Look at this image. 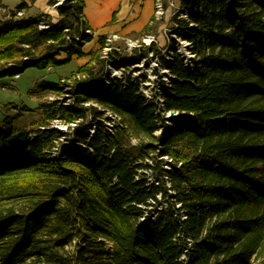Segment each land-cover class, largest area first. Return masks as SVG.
Segmentation results:
<instances>
[{"label":"trees","instance_id":"1","mask_svg":"<svg viewBox=\"0 0 264 264\" xmlns=\"http://www.w3.org/2000/svg\"><path fill=\"white\" fill-rule=\"evenodd\" d=\"M61 1L57 22L46 13L5 15L0 79L87 56L77 48L78 39L93 40L85 0L50 6ZM183 4L192 14L178 34L193 44L197 59L193 70L178 56L166 62L174 80L164 108L180 113L170 119L173 126L136 86L110 93L96 87L105 74L100 51L89 53L90 63L76 72H88L89 79L70 93L73 102L42 105L45 120L34 129L17 127L10 117L0 123V264H227L218 0ZM41 90L66 93L61 84ZM57 118L76 124L69 138L43 129ZM91 119L98 122L94 135L85 125ZM159 123L163 132L156 138ZM161 157L171 159V170H160L159 186L151 187L141 171L157 172ZM161 190L162 200L168 191L175 196L152 220L144 211L151 200L160 203Z\"/></svg>","mask_w":264,"mask_h":264},{"label":"built area","instance_id":"2","mask_svg":"<svg viewBox=\"0 0 264 264\" xmlns=\"http://www.w3.org/2000/svg\"><path fill=\"white\" fill-rule=\"evenodd\" d=\"M180 2L181 3L179 5H176L174 0H156L155 2V17L150 23V26L153 27L156 21H162V23H164V18H170V27L164 28L163 31L165 37L169 39V46L167 49L162 48L159 41H157V35H152L151 33L137 40H134L131 37L105 35L103 43L99 45L98 49L100 51L99 60L102 61L105 66V74L102 78L96 81V87L110 93L115 87L127 89L131 85L136 86L138 88V95L146 101L147 105L151 104L155 106V113L163 116L167 126H173L174 124L170 121V119L172 117H179L180 113L167 112L164 108L165 97L171 94L172 83L174 80L166 62L171 63L174 61L175 57L178 56L184 61L185 66L189 70H193L195 68V60L197 59V55L194 53L193 44L178 34L181 22L189 21L190 15L192 14L191 7L187 8L184 6L183 0H180ZM62 5L63 2L61 1L52 8L58 11ZM1 9L8 18H12L14 16L21 18L25 15L24 10H11L8 7H2ZM194 26L195 25L193 24L190 25V29L185 32L191 34ZM41 28H47V26L42 25ZM86 33L92 36V41L96 39V35L90 27L86 28ZM175 40H181L180 42L183 46L180 47L178 44L175 45ZM78 41L79 45L77 48L82 49L92 42H87L84 38L78 39ZM120 41L124 42V48H120L119 46L117 47V43ZM155 56L157 63L155 66L157 69L133 71L136 66L143 69L144 66L147 65V63ZM92 66H97V63L93 62ZM93 70L94 68H91L90 71ZM48 71H52V68H49ZM20 78L21 74H18L14 77V80H19ZM88 79V72L75 73L70 78L62 79L60 84L66 89V93L71 95L70 93L76 86ZM86 106H90V104H87ZM108 113L111 118L114 120L118 119L120 121L118 115L111 112ZM193 117L194 115L190 114V118ZM92 120L94 124L98 123L94 119ZM46 128L52 129L50 126L43 127V129ZM162 132L163 124L159 123V129L154 133V136L156 138H160ZM142 220H144V218ZM184 258L185 257L182 259Z\"/></svg>","mask_w":264,"mask_h":264},{"label":"rangeland","instance_id":"3","mask_svg":"<svg viewBox=\"0 0 264 264\" xmlns=\"http://www.w3.org/2000/svg\"><path fill=\"white\" fill-rule=\"evenodd\" d=\"M176 5H179L181 2L180 0H174ZM0 2H3L4 5L9 6L11 10H15L18 7V4L23 2V0H0ZM155 2L154 0V8H153V15L145 28V30L140 34V36L131 37L134 40L140 39L143 36L149 35L151 33L152 35H157V41H159V44L162 48L167 49L169 46V39H167L163 33L164 28L170 27L169 20L170 18H164L165 22L162 23V21H156L155 25L153 27L150 26V23L154 20L155 17ZM45 8V2L44 0H39V3L35 5V7L30 9V12L27 14V18L34 17L35 15H38L41 10ZM168 12V11H167ZM170 12V10H169ZM168 12V14H169ZM26 18V17H25ZM4 20V14L0 11V22ZM163 20V21H164ZM121 37V36H119ZM171 40V39H170ZM181 40H175L174 44L180 47H182ZM172 42V40H171ZM97 44H89L86 46L83 51L87 52L85 53L88 57L89 53H97L99 51V46ZM124 48L125 44L123 41H120L117 43V47ZM67 55H62V58H66ZM90 57V56H89ZM154 59V60H153ZM150 60V62L147 63V65L144 66L143 69L136 68L133 70L139 71V70H153L157 69L155 64L156 63V56ZM91 57L89 61L86 63H90ZM84 63V60L82 58H77L76 56L73 57L71 61H69L66 64L63 65H54L52 71H48V69H37V68H29L24 73L21 74V78L19 80H14L13 76H7L0 79V123L3 122V120L7 117H10L13 119L14 124L23 129H34L37 126L41 125L45 118L42 114L41 107L42 105H45L47 103H52L57 100H60L62 103L66 102L69 104L73 102V99H70L71 95L68 93H62V94H56L54 92H44L41 90L42 85L45 83L49 84H55L59 85L61 80L64 78H70L74 73L78 72V69L82 66ZM162 73V71H161ZM165 73V72H164ZM153 77V76H152ZM108 117H110L109 113H106ZM82 121V120H80ZM116 122L119 120L116 119ZM60 124V125H58ZM51 128H57V132L60 134H63L65 137L69 138L71 136V128H74L76 124H68L66 121L57 118L55 121L51 122L50 124ZM85 125H91L90 127V134H94L95 132V126L93 123V120L91 119L86 121ZM59 126L63 127L62 129L59 128ZM66 139V138H65ZM65 141V140H62ZM139 143L138 139L133 140V144L137 145ZM164 159V162L161 164H157L154 166L156 167L155 170H143L141 172L147 173L146 179L149 182V185L152 187V185L159 186V174L160 170H164L165 172H169L171 170L169 164L167 162H170L171 159L168 157H161L158 159L160 160ZM154 160L151 161L150 164H153ZM159 169V170H158ZM162 172V171H161ZM159 174V175H158ZM165 185L170 188V178L165 175L164 177ZM169 197L166 200H162V194H164V190H161L158 194L160 203H156L155 201H150L151 206L148 207V210H145V216L150 215V219L155 220L156 216L159 211H165L167 208V205L170 204L173 200V197L175 196L174 191H168ZM179 206V203L177 207ZM145 209V207H144ZM149 212L151 214H149ZM185 214H183V218H185ZM192 241H188L187 245H191ZM189 246V245H188ZM108 249L111 250L112 246L108 245Z\"/></svg>","mask_w":264,"mask_h":264},{"label":"crops","instance_id":"4","mask_svg":"<svg viewBox=\"0 0 264 264\" xmlns=\"http://www.w3.org/2000/svg\"><path fill=\"white\" fill-rule=\"evenodd\" d=\"M52 0H44L45 8L39 12L51 15L52 20L57 22L59 13L50 6ZM39 0H23L18 4V7L24 5L25 17L30 12V9L35 7ZM84 14L86 20L96 35V39L90 44H98L100 37L105 35H118L121 37L140 36L147 27L154 8V0H85ZM2 7H8L0 2V11ZM17 7V8H18ZM4 14V18L5 13ZM38 15H35V18ZM96 45V46H97ZM87 53V52H85ZM85 65L90 57L82 58Z\"/></svg>","mask_w":264,"mask_h":264},{"label":"water","instance_id":"5","mask_svg":"<svg viewBox=\"0 0 264 264\" xmlns=\"http://www.w3.org/2000/svg\"><path fill=\"white\" fill-rule=\"evenodd\" d=\"M52 130H58L57 128H52Z\"/></svg>","mask_w":264,"mask_h":264},{"label":"bare ground","instance_id":"6","mask_svg":"<svg viewBox=\"0 0 264 264\" xmlns=\"http://www.w3.org/2000/svg\"><path fill=\"white\" fill-rule=\"evenodd\" d=\"M58 125H60V124H58ZM59 128L62 129L63 127L59 126Z\"/></svg>","mask_w":264,"mask_h":264}]
</instances>
